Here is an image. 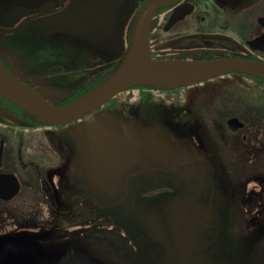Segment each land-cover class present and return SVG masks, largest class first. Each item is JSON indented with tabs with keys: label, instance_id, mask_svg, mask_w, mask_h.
Returning a JSON list of instances; mask_svg holds the SVG:
<instances>
[{
	"label": "flooded vegetation",
	"instance_id": "flooded-vegetation-1",
	"mask_svg": "<svg viewBox=\"0 0 264 264\" xmlns=\"http://www.w3.org/2000/svg\"><path fill=\"white\" fill-rule=\"evenodd\" d=\"M146 1L122 0L111 22L67 36L45 21L90 22L82 16L109 0L5 12L0 0L1 27L35 16L19 30L36 22L40 31L20 36L33 45L22 57L0 61L48 102L70 103L116 67ZM149 44L155 60L264 65V0H169L152 13ZM263 226V78L227 72L172 89L136 85L58 125L0 96V237L52 254L83 247L105 264H242Z\"/></svg>",
	"mask_w": 264,
	"mask_h": 264
},
{
	"label": "water",
	"instance_id": "water-1",
	"mask_svg": "<svg viewBox=\"0 0 264 264\" xmlns=\"http://www.w3.org/2000/svg\"><path fill=\"white\" fill-rule=\"evenodd\" d=\"M56 0H4L3 11L10 6L48 5ZM112 6L96 9L82 17L70 19L65 14L46 20L44 25L56 34L85 36L90 24H106L112 21L122 0H109ZM169 0H147L136 11L132 19L127 47L118 59L116 67L98 84L84 94L64 105H55L45 100L31 86L12 73L0 61V96L20 107L24 114L38 123L58 125L81 118L117 93L136 85L172 89L214 78L227 72H245L264 79V65L238 60L222 61H175L151 58L149 23L152 13L168 4ZM35 9H31L33 12ZM94 14V16H92ZM101 14V16H100ZM35 16L24 18L11 28L0 26V33H15L22 24ZM81 17V18H82ZM39 26V25H38ZM91 44L103 43L90 40ZM108 46V44H106ZM15 192V191H14ZM0 264H105L85 248H69L59 254L46 251L37 242L26 241L20 236L0 237ZM242 264H264V226L256 234L246 251Z\"/></svg>",
	"mask_w": 264,
	"mask_h": 264
},
{
	"label": "rangeland",
	"instance_id": "rangeland-1",
	"mask_svg": "<svg viewBox=\"0 0 264 264\" xmlns=\"http://www.w3.org/2000/svg\"><path fill=\"white\" fill-rule=\"evenodd\" d=\"M130 13V9L126 8L124 9L123 16L127 17ZM31 22V21H30ZM40 32L37 27L36 22H31L28 25H26L21 30L8 34V35H0V53L3 55H7L8 57L12 58L15 57L18 58L19 56L22 57L25 51L28 49V45L33 48V45L31 44H25L24 42H19L20 36L25 38L27 35H30L31 33H37Z\"/></svg>",
	"mask_w": 264,
	"mask_h": 264
}]
</instances>
